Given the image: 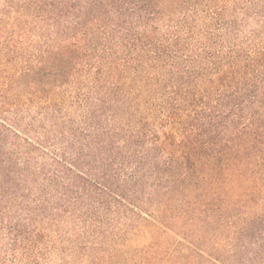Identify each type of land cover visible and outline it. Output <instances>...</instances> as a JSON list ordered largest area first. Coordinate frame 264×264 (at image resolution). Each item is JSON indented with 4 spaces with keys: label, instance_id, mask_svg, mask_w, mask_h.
Wrapping results in <instances>:
<instances>
[{
    "label": "trees",
    "instance_id": "16d2710c",
    "mask_svg": "<svg viewBox=\"0 0 264 264\" xmlns=\"http://www.w3.org/2000/svg\"><path fill=\"white\" fill-rule=\"evenodd\" d=\"M36 5L64 25L57 50L0 81L6 264L77 248L88 264L263 259L264 0ZM102 41L130 60L110 47L88 84Z\"/></svg>",
    "mask_w": 264,
    "mask_h": 264
},
{
    "label": "rangeland",
    "instance_id": "374dc122",
    "mask_svg": "<svg viewBox=\"0 0 264 264\" xmlns=\"http://www.w3.org/2000/svg\"><path fill=\"white\" fill-rule=\"evenodd\" d=\"M38 1L0 0V81L5 78L1 84L8 82L7 77L19 81V78L17 80L18 73L24 69L26 64L38 63V61L47 56L45 52L57 50V47L60 45L58 43V35L64 23L55 22L56 24L51 27L54 15L52 16L48 9L49 7L45 6V12L39 13L40 9L36 5ZM86 1L84 0V2ZM43 3L46 5V1ZM128 25L129 23L124 28L128 27ZM101 26L103 24L96 25L100 29ZM112 44L110 42V45H105L102 41L99 44L90 43L88 45L87 50L91 53H87L88 56L86 55L84 60H82L81 72L79 74L88 84L92 79L91 73L95 68L101 67L99 60L107 56L109 62H111L110 60L114 61V56L107 55L111 48L112 51L109 54H119V60L116 61L122 67L130 60L122 57L121 52L117 53L116 47H113ZM132 59L134 58L132 57ZM94 90L91 85L89 89L82 90L81 94L89 95L88 91L93 92ZM261 210L259 218H264V205L261 207ZM125 225L126 223L123 224L124 227ZM74 230L78 233L75 227ZM2 251L4 249L0 246V264H6L7 256ZM86 253H89V251ZM260 258H258L257 264H264V258ZM89 261L87 257L85 259V256L77 248L70 250L67 258L53 256L50 264H84V262L88 264Z\"/></svg>",
    "mask_w": 264,
    "mask_h": 264
}]
</instances>
